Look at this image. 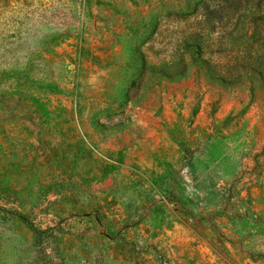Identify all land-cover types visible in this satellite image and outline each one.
Segmentation results:
<instances>
[{
    "label": "rangeland",
    "instance_id": "374dc122",
    "mask_svg": "<svg viewBox=\"0 0 264 264\" xmlns=\"http://www.w3.org/2000/svg\"><path fill=\"white\" fill-rule=\"evenodd\" d=\"M0 264H264V0H0Z\"/></svg>",
    "mask_w": 264,
    "mask_h": 264
}]
</instances>
